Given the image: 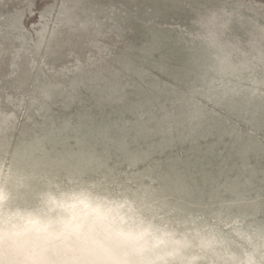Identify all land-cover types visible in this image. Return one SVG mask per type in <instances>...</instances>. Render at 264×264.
<instances>
[{
  "label": "rangeland",
  "instance_id": "obj_1",
  "mask_svg": "<svg viewBox=\"0 0 264 264\" xmlns=\"http://www.w3.org/2000/svg\"><path fill=\"white\" fill-rule=\"evenodd\" d=\"M191 19L172 0H0V151L45 177L122 179L149 152L210 172L246 154L264 165V100L189 108Z\"/></svg>",
  "mask_w": 264,
  "mask_h": 264
},
{
  "label": "clouds",
  "instance_id": "obj_2",
  "mask_svg": "<svg viewBox=\"0 0 264 264\" xmlns=\"http://www.w3.org/2000/svg\"><path fill=\"white\" fill-rule=\"evenodd\" d=\"M172 2L192 11L189 108L209 118L264 100V0ZM129 173L41 179L0 151V264H264V165L252 155L210 172L149 152Z\"/></svg>",
  "mask_w": 264,
  "mask_h": 264
},
{
  "label": "bare ground",
  "instance_id": "obj_3",
  "mask_svg": "<svg viewBox=\"0 0 264 264\" xmlns=\"http://www.w3.org/2000/svg\"><path fill=\"white\" fill-rule=\"evenodd\" d=\"M26 149V148H25ZM31 149V148H30ZM29 150V149H28ZM29 151H31V150H29ZM34 151V150H33ZM33 151H31V152H29V153H33ZM20 153V152H19ZM18 154V153H17ZM21 154H23L24 155V152L23 153H21ZM27 155H28V153H26ZM19 155V154H18ZM23 155L21 156V155H19V156H21V157H23ZM31 155V154H30ZM26 156V155H25ZM20 157V158H21ZM28 157V156H27ZM32 157V156H31ZM28 159V158H27ZM26 158H24V159H22L21 158V160L23 161V163H24V165H26L25 167H26V169L32 174V175H34L35 177H37V178H41V177H45V176H42V175H40V173H39V170H38V165L37 164H39L40 165V163H32V162H30L29 161V163H28V161H26L27 160ZM29 159H31L30 157H29ZM66 159V158H65ZM39 160V159H38ZM35 161V160H34ZM42 161V160H41ZM36 162V161H35ZM42 164V163H41ZM38 166V167H37ZM41 172H42V170H40ZM81 172L83 171V170H80ZM74 172V171H73ZM73 172H69V173H71V174H74ZM45 173V172H44ZM48 173H49V171H48ZM130 174V173H129ZM45 175V174H44ZM47 175V174H46ZM51 175H52V173H51ZM51 175L49 176V175H47L46 177H51Z\"/></svg>",
  "mask_w": 264,
  "mask_h": 264
}]
</instances>
